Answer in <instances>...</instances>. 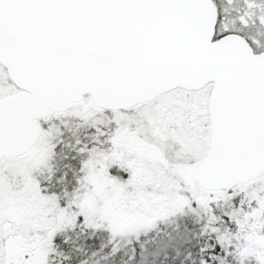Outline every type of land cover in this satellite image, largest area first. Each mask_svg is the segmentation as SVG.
<instances>
[{"label": "snow or ice", "instance_id": "1", "mask_svg": "<svg viewBox=\"0 0 264 264\" xmlns=\"http://www.w3.org/2000/svg\"><path fill=\"white\" fill-rule=\"evenodd\" d=\"M0 264H264V0H0Z\"/></svg>", "mask_w": 264, "mask_h": 264}]
</instances>
